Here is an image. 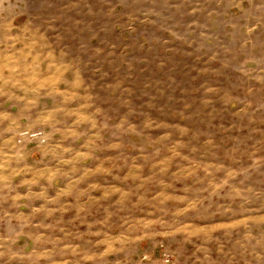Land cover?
Returning <instances> with one entry per match:
<instances>
[{"label":"rangeland","instance_id":"obj_1","mask_svg":"<svg viewBox=\"0 0 264 264\" xmlns=\"http://www.w3.org/2000/svg\"><path fill=\"white\" fill-rule=\"evenodd\" d=\"M40 81L15 142L79 171L53 238L0 178V264H264V0H0L1 108Z\"/></svg>","mask_w":264,"mask_h":264},{"label":"crops","instance_id":"obj_2","mask_svg":"<svg viewBox=\"0 0 264 264\" xmlns=\"http://www.w3.org/2000/svg\"><path fill=\"white\" fill-rule=\"evenodd\" d=\"M39 83V89L31 91L35 97L29 96L28 93V96H20L16 92H11L14 93L11 97L10 95L7 96V98H10L7 100L21 105L17 113L1 108L3 106L0 105V178L2 177L6 180L4 181V185L7 186V189H10L11 186L25 188L28 193L23 194V196L29 198L27 199L28 204L31 203V199L33 198H40L43 204L51 202L44 205L46 209L40 211L39 215H41V226H48V232L51 233L53 238L62 226L60 222L68 219L69 216H64L60 212H48L53 209L50 208L51 205L61 207L62 212L67 208L63 206V192L61 188L56 186V181L66 178L65 174L79 171V168H57L59 167L57 164H53V162L47 163L49 149L42 150L41 146L29 149L26 146L17 145L15 142L20 133L41 129V81ZM30 103L38 106L39 111L37 110L35 113L32 111L33 114H31L30 109L32 107ZM30 117L32 118L30 119ZM13 162H19L20 164L13 165ZM14 174L18 177L16 181ZM13 182H16V185ZM77 187L75 186V191ZM35 190H38L35 193L36 196L34 195ZM72 190L73 188L68 189L69 195L75 193V191L71 193ZM79 196L80 193L76 191V194L72 197L78 198ZM69 208L70 211L74 209L73 206ZM70 211L69 214H71ZM50 221L56 222L53 225L55 227L54 234L52 233L51 225L48 224ZM53 251L56 252L55 247ZM58 251L60 252V248Z\"/></svg>","mask_w":264,"mask_h":264}]
</instances>
